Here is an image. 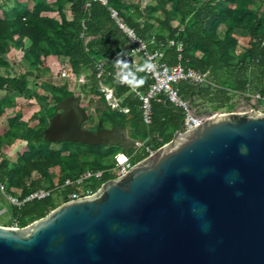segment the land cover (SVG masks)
<instances>
[{
    "label": "trees",
    "instance_id": "obj_1",
    "mask_svg": "<svg viewBox=\"0 0 264 264\" xmlns=\"http://www.w3.org/2000/svg\"><path fill=\"white\" fill-rule=\"evenodd\" d=\"M14 1L17 5L11 10L12 16H7L5 11L0 12V69L11 67L3 55L14 47L24 52L20 66L25 71L18 76L0 74V90L7 92L0 101V118H6L9 124L4 135L0 124V151L2 144H11L12 139L27 142L29 150L19 155L15 162L0 156V182L7 184L12 195L23 200L41 187L52 189L87 169L104 170L112 164L109 156L113 152L101 153L102 146L64 142V147L56 150L53 147L56 143L45 138L44 131L50 118L57 113V105L73 94L70 83L58 85L50 81L42 84L39 88L50 91V96L30 88L31 77L40 79L49 73L48 59L51 56L64 57L63 64H68L76 77L89 69L94 70L98 62L107 60L105 83L114 88L116 97H126L120 108L113 110L109 106L100 110L104 124L130 126L134 140L145 141L153 136L155 150L174 138L186 116L182 109L160 96L153 101V122L147 126L143 122L138 97L115 81L118 69L114 60L120 52L125 54L123 59L131 54L132 45L111 19L106 6L92 2L88 7V0H29L33 3L31 7ZM143 1L110 0V5L119 10L129 26L149 43L151 50L163 52L164 62L171 66L180 64L198 71H209V83L205 85L189 82L179 85L181 95L194 108L198 101H204L213 107V111L232 110L235 107L234 95L264 94L262 5L253 0H153L143 6ZM66 3L71 4L73 18L70 21L64 13ZM2 7L0 3V11ZM55 10L58 11L56 18L44 15ZM223 26L226 27L224 32ZM240 30L250 37L249 48L244 54L237 51L239 41L236 32ZM171 40L175 42L174 46L169 45ZM179 45H183L182 51L178 50ZM129 66L146 92L151 83L146 72L142 67ZM89 81L91 87L84 86L85 94L97 97L106 107L107 100L99 91L96 75L93 74ZM18 95L35 99L40 105V110L30 119L37 121L36 125L31 126L29 121L23 120L22 106L14 114H8V108L16 106ZM123 108H128L131 115L125 114L121 110ZM125 151L123 148V151L114 153V157ZM55 169L61 172L56 183L52 175ZM32 174L38 175V180L29 181ZM110 179L113 177L105 175L94 186L100 188ZM70 191L73 189L63 193L64 200L68 199ZM62 203H58L54 196L26 202L21 208L14 206V215L20 218L22 226H27Z\"/></svg>",
    "mask_w": 264,
    "mask_h": 264
},
{
    "label": "water",
    "instance_id": "obj_2",
    "mask_svg": "<svg viewBox=\"0 0 264 264\" xmlns=\"http://www.w3.org/2000/svg\"><path fill=\"white\" fill-rule=\"evenodd\" d=\"M82 101H61L45 138L124 148L122 125L84 127ZM191 115L205 120L93 196L0 225V264H264V113Z\"/></svg>",
    "mask_w": 264,
    "mask_h": 264
},
{
    "label": "built area",
    "instance_id": "obj_3",
    "mask_svg": "<svg viewBox=\"0 0 264 264\" xmlns=\"http://www.w3.org/2000/svg\"><path fill=\"white\" fill-rule=\"evenodd\" d=\"M92 2H99L103 6H106L109 11L111 18L115 21L117 26L122 30V32L127 36L130 44L132 45L131 54L127 55L124 59L135 67H140V58L143 61H151L153 69L151 71H145L148 79L151 81L148 90L142 92L137 89V86H129L127 84H121L127 88L132 89L137 93L141 101V110L143 114V120L146 125H151L153 122V101L160 96L164 97L167 102L171 103L177 108L182 109L186 116L183 121L181 128V134L190 132L191 130L198 127L204 122L203 118H194L191 115V109L193 105L191 102L186 100L180 91L179 85L182 82H189L195 85H205L209 83V71L203 72L192 68H186L183 65L171 66L163 61V52L161 50H151L149 43L141 38L134 28L129 26L126 20L122 17L119 10L110 5V0H88L87 6L90 7ZM169 45L174 46L175 42L173 40L169 41ZM178 50H183V45L178 46ZM142 65V66H143ZM97 78L102 80L105 75V63L100 62L96 65ZM60 78L64 80L78 82L81 86L87 84L89 77L86 73H82L78 77L72 74V70L68 65H61ZM101 91L105 93L106 99L112 101L113 108L118 106L115 100L113 90L106 86L102 81L100 82ZM242 95V94H241ZM243 99L245 102L240 106H235L232 110L225 109L223 111H218L221 114H226L229 112H262L264 113V94L254 93V94H243ZM249 99V100H248ZM115 100V102H114ZM195 110V109H194ZM128 112V109L124 110ZM156 150L147 142H143L138 146L137 152L140 154L142 152L147 154V157L152 155ZM135 155H129L125 152H120L115 156L114 164L107 170H91L88 169L81 173L74 179H67L63 186L64 187H78L80 190L75 191L68 195L67 200L62 202H67L70 200L80 199L82 197L93 196L97 191L98 187L94 186L95 182L101 181L106 173H109L113 178L121 177L126 175L130 169L137 163L135 160ZM0 191L8 198L10 203L18 208H21L24 203L31 202L34 200H44L54 194L52 189L40 188L32 192L25 199H21L17 195H12L6 183L0 182ZM6 227L10 228H22L20 218H14L13 222Z\"/></svg>",
    "mask_w": 264,
    "mask_h": 264
},
{
    "label": "rangeland",
    "instance_id": "obj_4",
    "mask_svg": "<svg viewBox=\"0 0 264 264\" xmlns=\"http://www.w3.org/2000/svg\"><path fill=\"white\" fill-rule=\"evenodd\" d=\"M149 0H144L143 5H146L147 2ZM254 3H257L259 5H262V10H264V0H253ZM1 3V0H0ZM237 7V5L235 6ZM225 28L223 26L222 31H225ZM236 36H237V40L239 41V45L237 48V51L239 54H244L246 52V50L249 48V36L246 34V32L244 31H237L236 32ZM20 56L22 55L21 53H14V55H4V58H6L7 60H10L11 62V67L9 68H1L0 69V74L3 76H7V75H11V76H18L19 74H21L22 72H24V70H22V68H20V65L22 64V61H17V62H13L12 56ZM19 58H17L18 60ZM36 76L31 77L30 78V88L32 90H38L40 91V93H42L43 95L46 96H50V91H45L46 89H41L39 88L40 86H42V84H45L46 82H50L53 81V83L55 84H64L66 81L68 80H64V79H60L58 76V69L52 68V70L49 71L48 74H46V76H42L39 77L40 79H35ZM72 84V89L71 91L76 94V95H82L83 96V103L84 107L89 111V114L92 118H90V121L85 123L84 127L87 129H96V124L98 120L101 116L102 113L98 112L95 110V104H92L91 101L88 100V98L86 97V94L84 92V87L81 86L78 82H74L71 81ZM38 86V87H37ZM88 88V87H87ZM90 88V87H89ZM7 94L6 91H2L0 90V101L3 99V97ZM15 94V93H12ZM233 102L235 103V106H240L242 105L245 100L243 99L242 95H234L233 96ZM32 104V105H31ZM31 105V107H30ZM196 108L198 109L199 112L202 111H206V110H210L213 111V107L210 106L207 102L204 101H198L196 104ZM264 105V103H263ZM23 107V116H24V120H29V123L34 126L37 124V121H31L30 118L31 116H33L36 112H38L40 110V105L35 101V99H26L24 96H16V106L15 107H10L8 108L7 112L9 115L14 114L15 111L19 110L20 107ZM198 106V107H197ZM227 109V108H226ZM225 110L222 109L220 111ZM3 121V119H2ZM1 121V122H2ZM106 125H110L109 123H106ZM8 125L7 122H3V127L2 130L3 132L1 133L2 135H4L8 130ZM126 133V132H124ZM54 147H62L63 143L61 144H53ZM102 151L101 153H105L108 151L113 152L112 155L109 156V160L113 161L114 159V153L118 152V151H123V148L121 147H115V146H102ZM70 149V148H69ZM138 147H134L131 149L132 155H135V160H138V158L141 157V154L139 152H137L135 154V152L137 151ZM29 148L27 145V142L21 140V139H12V143H3L2 144V150L0 151V156L4 157V158H8L11 161L15 162L17 160V158L19 157V155H21L22 153H26L28 152ZM74 149L72 148L71 151H73ZM57 173L56 171L52 172V175L55 176ZM37 179L38 180V175L36 174H32L31 177L28 179L29 181ZM13 190L14 189H10ZM55 199L57 200L58 203H61V199L59 198L58 195L54 196ZM11 203L8 200V198L0 191V211L3 209H7L8 213L2 214L0 215V221L4 220L7 217H11Z\"/></svg>",
    "mask_w": 264,
    "mask_h": 264
},
{
    "label": "crops",
    "instance_id": "obj_5",
    "mask_svg": "<svg viewBox=\"0 0 264 264\" xmlns=\"http://www.w3.org/2000/svg\"><path fill=\"white\" fill-rule=\"evenodd\" d=\"M20 3H26V4H29L31 7H33V3L30 1L29 2V0H18ZM144 2V1H143ZM153 2V0H149L148 2H147V4H150V3H152ZM146 4V5H147ZM1 5H3V7H2V10L0 11V12H2L3 13V11H5L6 12V14H7V16H12V13H11V10L14 8V7H16V2L14 1V0H1ZM146 5H143V6H146ZM115 8V7H114ZM64 13H65V15H66V17H67V19L70 21V20H72V18H73V14H72V10H71V4L70 3H66L65 5H64ZM44 15H46V16H49V17H51V18H56L57 16H58V11L57 10H55V11H53V12H46V13H44ZM110 17H111V15H110ZM112 19V18H111ZM113 20V19H112ZM114 21V20H113ZM114 23H115V21H114ZM116 24V23H115ZM175 24H177V23H175ZM116 26H117V24H116ZM118 27V26H117ZM119 28V27H118ZM120 29V28H119ZM121 30V29H120ZM121 32H122V30H121ZM123 33V32H122ZM124 34V33H123ZM126 36V35H125ZM127 37V36H126ZM128 39V38H127ZM249 41H250V37H249ZM132 52V51H131ZM14 53H21L22 55H20V56H12V59H13V62H17V61H22V63H23V55H24V52L22 51V50H17V49H15L14 47H12L11 48V51L9 52V53H6V54H4V55H14ZM3 55V56H4ZM17 58H19L18 60H17ZM6 59V58H5ZM139 59V61H140V67H136V68H141L142 67V65H143V61L140 59V58H138ZM9 62H11L10 60H8ZM64 61H65V59H64V57H55V56H51L49 59H48V66H49V68H48V70L50 71V70H52V68H54L55 67V69H58V76H59V78H60V73H61V65H68V64H63L64 63ZM100 62H104L105 63V70H106V72H105V75L103 76V78H102V80H99L98 78H97V72H96V65L98 64V63H100ZM100 62H98L96 65H95V67H94V70H92V69H89L87 72H84V73H86V75L90 78L93 74H95L96 75V79H97V81H98V85H99V91L102 93V94H104L105 95V93L104 92H102L101 91V87H100V82L102 81V83H104L106 86H108L110 89H112L113 90V94H114V97H115V100H116V102L118 103V106L116 107V108H113L112 107V105H111V103H113V100L112 101H108L107 99V105H106V107H103L101 104H100V100L97 98V97H94L93 95H86V97L88 98V100L89 101H91V103L92 104H95V110L96 111H98V112H101L100 110H106L107 109V107H111L113 110H115V109H118V108H120V105H121V103H123V101H124V97H126V96H124L123 98H118V97H116V95H115V90H114V88L113 87H111L109 84H107V83H105V78H106V73H107V67H106V62H107V60H102V61H100ZM11 64V63H10ZM132 65V64H131ZM135 67V66H134ZM20 68H22L21 66H20ZM22 70H24V68H22ZM25 71V70H24ZM147 76V75H146ZM61 79V78H60ZM147 79H148V77H147ZM149 80V79H148ZM65 83H70V90L72 89V84H71V81H66ZM120 84V83H119ZM121 85V84H120ZM136 86H137V89L138 90H140V91H142V92H144L143 90H142V88H141V85L139 84H135ZM83 87L84 86H87V87H91V84H90V81H88L87 82V84H85V85H82ZM122 86V85H121ZM125 87V86H124ZM127 88V87H126ZM129 90H130V93H134L137 97H138V99H139V101H140V98H139V96L137 95V93L135 92V91H133L132 89H130V88H128ZM237 95V94H236ZM238 95H241V94H238ZM105 97H106V95H105ZM115 100H114V102H115ZM141 102V101H140ZM82 103H83V101H82ZM171 104V103H170ZM85 108V107H84ZM194 108V107H193ZM86 109V108H85ZM125 109H128V108H123V109H121L125 114H128V116H130L131 114H130V112L128 111V112H125L124 110ZM197 112H198V109L197 108H194ZM129 110V109H128ZM88 111V110H87ZM142 111V110H141ZM89 112V111H88ZM102 113V112H101ZM103 114V113H102ZM32 117V116H31ZM142 117H143V114H142ZM2 119H3V121H2ZM31 119V118H30ZM23 120H24V117H23ZM91 120H92V118H91ZM98 120H100L101 121V118H99ZM2 121V122H1ZM24 121H26V120H24ZM27 121H29V120H27ZM100 121H98V122H100ZM3 122H7V125H8V129H9V124H8V121L6 120V118H4V117H1L0 118V124H1V133L3 132V130H2V127H3ZM97 122V123H98ZM143 122H144V120H143ZM145 123V122H144ZM99 124V123H98ZM146 125V124H145ZM182 125H183V123H182ZM32 126V125H31ZM147 126H150V125H147ZM123 127H125V126H123ZM181 128H182V126H181ZM181 128L179 129V130H181ZM7 129V130H8ZM124 130H126V131H124V132H126V133H123L124 135H125V137H126V139L130 142V145L128 146V148L127 149H129V151L132 149V148H134V147H138V146H140L143 142H145V141H147L153 148H154V140H153V136H150V137H148L147 138V140H145V141H142V140H138V139H133V130H132V128L130 127V126H127V127H125L124 128ZM178 130V131H179ZM177 131V132H178ZM176 134V133H175ZM57 144V143H56ZM61 144V143H60ZM54 147V146H53ZM64 147V145L62 146V147H54V149H56V150H61L62 148ZM132 147V148H131ZM155 149V148H154ZM129 151H125V153H127V154H129ZM129 155H132V153H130ZM141 157H144L143 159H145V158H147V154L146 153H144V152H142L141 153ZM114 159H115V157H114ZM114 159H113V161H111L112 162V164H111V166H113V164H114ZM142 159V160H143ZM138 162L139 161H141V160H137ZM111 166H109L108 168H110ZM107 168V169H108ZM107 169H104V170H107ZM88 170V169H87ZM54 171H56V175L55 176H53V181L56 183L57 181H58V179L60 178V169H55ZM83 173V172H82ZM81 174V173H80ZM79 174V175H80ZM105 175H108V176H110V177H112L109 173H106ZM70 179V178H69ZM67 180V179H66ZM65 180V181H66ZM41 188H44V189H49V188H46L45 186L44 187H41ZM73 189V191L71 192H69L68 194H71V193H73V192H75V191H79L80 189L78 188V187H64L63 186V184L62 185H59V186H56V187H54V188H52V190H54V194H53V196H55V195H58L59 196V198L61 199V203H62V201L64 200V198H63V193H65L66 191L68 192L70 189ZM12 205V204H11ZM11 211V217H7V218H5L4 220H2V221H0V225H3V226H9L12 222H13V220H14V218H16L15 217V215H14V206L12 205L11 206V209H10ZM5 213H8V210L7 209H3V210H1L0 211V215H2V214H5Z\"/></svg>",
    "mask_w": 264,
    "mask_h": 264
},
{
    "label": "clouds",
    "instance_id": "obj_6",
    "mask_svg": "<svg viewBox=\"0 0 264 264\" xmlns=\"http://www.w3.org/2000/svg\"><path fill=\"white\" fill-rule=\"evenodd\" d=\"M125 54L120 52L117 54L116 59L114 60L115 67L118 69L114 79L117 83L127 84L129 86H133L134 84H139L140 79L135 75V73L131 70L129 66V62L123 59ZM144 71H151L153 69V65L151 61H145L142 66Z\"/></svg>",
    "mask_w": 264,
    "mask_h": 264
},
{
    "label": "flooded vegetation",
    "instance_id": "obj_7",
    "mask_svg": "<svg viewBox=\"0 0 264 264\" xmlns=\"http://www.w3.org/2000/svg\"><path fill=\"white\" fill-rule=\"evenodd\" d=\"M83 107H84V104H83ZM90 118H91V116H90ZM98 123L96 124V129H94V130L91 129L92 131L96 132L98 130ZM115 126H117V125H115ZM115 126H110V125L108 126L106 124L103 125V127H107V128H113ZM124 131H126V130L123 129L121 131V133H124ZM129 145H130V142L126 139V143H125L124 149H127Z\"/></svg>",
    "mask_w": 264,
    "mask_h": 264
}]
</instances>
